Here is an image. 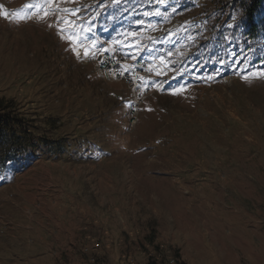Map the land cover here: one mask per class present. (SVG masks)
<instances>
[{
    "label": "rangeland",
    "instance_id": "1",
    "mask_svg": "<svg viewBox=\"0 0 264 264\" xmlns=\"http://www.w3.org/2000/svg\"><path fill=\"white\" fill-rule=\"evenodd\" d=\"M229 2L0 0V95L39 124L58 118L69 146L0 173V264L33 263L13 256L36 237L25 225L47 224L42 208L63 211L72 228L92 222L118 235L106 260L99 240L100 249L79 245L83 264H191L184 242L205 228L229 264H264V225H247L249 215L264 224V62L252 64L262 48L232 39ZM57 15L76 21L71 32L60 25L75 43ZM98 46L157 57L166 69L134 91L104 75L92 59ZM210 50L218 61L206 65Z\"/></svg>",
    "mask_w": 264,
    "mask_h": 264
},
{
    "label": "trees",
    "instance_id": "2",
    "mask_svg": "<svg viewBox=\"0 0 264 264\" xmlns=\"http://www.w3.org/2000/svg\"><path fill=\"white\" fill-rule=\"evenodd\" d=\"M229 18L235 20L231 31L232 39L243 43L250 52L251 46L258 47L255 52L262 48V53L253 57L252 64L264 62V0H230ZM207 40L205 38L204 44L209 43ZM186 43L190 45L189 41ZM169 52L172 56L175 50L170 49ZM220 55L221 50L216 58L220 59ZM213 57L211 50L202 56L205 60L209 58L206 65L213 60L218 61ZM58 123V118L52 116L39 124L37 116L29 118L17 109L14 99L0 95V173L15 165L24 166L40 158H57L65 154L69 146L65 139L56 136ZM154 238L155 233L151 232L149 241L154 243Z\"/></svg>",
    "mask_w": 264,
    "mask_h": 264
},
{
    "label": "crops",
    "instance_id": "3",
    "mask_svg": "<svg viewBox=\"0 0 264 264\" xmlns=\"http://www.w3.org/2000/svg\"><path fill=\"white\" fill-rule=\"evenodd\" d=\"M87 212H89V210ZM40 213L47 224L25 225L24 230L33 232L36 237L31 240L32 243H29L30 250H28L27 254L23 252L13 257L17 256L24 260V255H30L32 256V264H83V262L79 261L80 255H83L82 253H78L80 252L79 245L86 244L91 248L94 239L99 240L103 244L102 249L97 253H100V256L102 255L105 260L109 258V252L112 254L116 250V240L113 239V236L117 239L118 235L111 233L107 229L102 230L105 229L104 224H92V222H87V224H74L72 228L70 226L71 224H61L63 223V219L65 220L68 218L63 211L47 212L42 208ZM249 220L250 215L248 216L247 225L251 227V229H259L264 225L261 220L257 221L260 224H249ZM108 225L110 226L111 224ZM104 231L107 233L103 234ZM195 233L200 236L199 239L184 242L185 253L183 259L185 261L191 264H198V262H196L199 259L198 256L202 255L201 261L205 264H229L227 261L230 260L227 259V257H223L222 254L218 252V247L216 246L217 242L208 237L209 231L206 228L204 231ZM126 239L125 242L127 241ZM119 240L121 242L122 238L119 237ZM128 242L129 244L132 243L133 246L131 247L136 246V243L134 244L131 242V239H128ZM259 242L264 244V241L262 242L260 238ZM199 245L200 247H198ZM75 254L78 255L75 256ZM132 254L133 253H130L129 256ZM137 254H139V252ZM84 255L86 254L84 253ZM16 258H14V260H16ZM124 262L125 260L121 261L122 264H124ZM98 264H104V262H99Z\"/></svg>",
    "mask_w": 264,
    "mask_h": 264
},
{
    "label": "built area",
    "instance_id": "4",
    "mask_svg": "<svg viewBox=\"0 0 264 264\" xmlns=\"http://www.w3.org/2000/svg\"><path fill=\"white\" fill-rule=\"evenodd\" d=\"M45 11L35 12L33 17L35 20H43ZM43 16L42 19H36V15ZM93 60L97 62L104 75L111 81H123L134 91H146L144 77H149L152 73L163 72L166 67L161 61L154 58H140L133 60L129 55L122 52L115 46L102 47L98 46L93 50ZM160 60V59H159ZM142 78V79H141ZM141 99L134 107V113L138 112L139 105L143 102ZM135 119V118H134ZM136 119L133 121L135 122ZM94 248L100 249V242L93 240ZM90 260L94 261V255L88 250Z\"/></svg>",
    "mask_w": 264,
    "mask_h": 264
},
{
    "label": "snow or ice",
    "instance_id": "5",
    "mask_svg": "<svg viewBox=\"0 0 264 264\" xmlns=\"http://www.w3.org/2000/svg\"><path fill=\"white\" fill-rule=\"evenodd\" d=\"M48 3H52V0H48ZM29 7H31V5H29ZM51 11L55 12V13H61V12L69 13L72 16H75L79 12V9H61V8H59L57 6V7L52 8ZM43 15H48V12H45ZM26 18H28V17H21V19H26ZM35 18L36 19H42L43 16L40 15V14H37ZM61 24L65 25L67 30L71 32L76 27V21L72 20V19H69V18H67V17H65L63 15H57V17H56V26L58 28V31L62 35V38H66V39L72 41L73 43H75L73 35H68V36H64L63 35V33L65 32L66 28L65 27H60ZM53 26H54L53 24H49V27H53ZM72 51L76 52L77 56L79 58L80 53L75 47L72 48ZM88 55H89V51L87 49H85L84 50V56L87 57Z\"/></svg>",
    "mask_w": 264,
    "mask_h": 264
}]
</instances>
